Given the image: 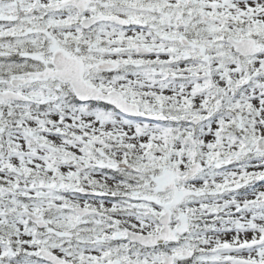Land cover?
<instances>
[{
  "label": "snow or ice",
  "instance_id": "6c2138e0",
  "mask_svg": "<svg viewBox=\"0 0 264 264\" xmlns=\"http://www.w3.org/2000/svg\"><path fill=\"white\" fill-rule=\"evenodd\" d=\"M0 264H264V0H0Z\"/></svg>",
  "mask_w": 264,
  "mask_h": 264
}]
</instances>
